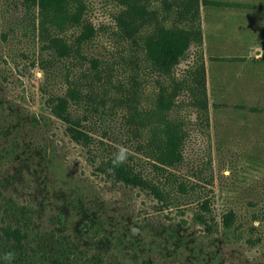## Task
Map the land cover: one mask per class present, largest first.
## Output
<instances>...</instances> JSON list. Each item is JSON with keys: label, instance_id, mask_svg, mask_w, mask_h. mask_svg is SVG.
<instances>
[{"label": "rangeland", "instance_id": "1", "mask_svg": "<svg viewBox=\"0 0 264 264\" xmlns=\"http://www.w3.org/2000/svg\"><path fill=\"white\" fill-rule=\"evenodd\" d=\"M167 1L165 8L163 0H148L156 15L137 19L138 32L126 40L115 20L119 2L86 0L84 24L60 35L65 53L41 36L38 9L27 0H0V264H115L114 257L119 264H143L118 250L128 248L125 239L142 237L132 219L153 215L162 226L168 214L199 234L202 226L192 220L204 201L220 226L233 212L235 225L258 227L255 246L214 235L205 249L218 255L216 264H264V38L250 30L224 38L220 31L231 18L260 25L264 0H201L194 24L182 15V2ZM87 24L94 34L81 40ZM200 24L201 41L194 32ZM156 30L175 35L173 49L180 53L170 76L152 68L144 49ZM201 67L206 98L197 83ZM73 89L78 95L72 98ZM57 97L69 100V114L88 133L89 145L73 140L52 116L48 104ZM42 112L39 127L35 118ZM10 122L13 127L4 128ZM166 122L181 155L172 168L148 158L163 144ZM114 156L165 195L171 192L173 204L164 208L149 190L117 183L106 167ZM180 183L187 192L177 189ZM93 219L103 220L102 230H86ZM110 228L117 233L109 236ZM158 257L154 252L148 260ZM182 258L167 263L204 262Z\"/></svg>", "mask_w": 264, "mask_h": 264}, {"label": "trees", "instance_id": "2", "mask_svg": "<svg viewBox=\"0 0 264 264\" xmlns=\"http://www.w3.org/2000/svg\"><path fill=\"white\" fill-rule=\"evenodd\" d=\"M86 0H27L29 3L28 6L31 8L38 9L39 18L41 21L40 24V32L41 36L44 37L48 43H50L51 47H56L58 51L61 49L66 50L67 41L60 37L62 33H64L65 29L77 28L82 26L84 13L86 11ZM116 1L118 5H121V10L115 16V20L117 22L118 28L121 31V34L125 37L126 40H129L133 37V35L138 32L139 28L136 27L137 19H144L146 15L154 14L156 15V11L149 10L147 7L148 0H112ZM179 3L182 2V15L185 16L188 21H191V24L195 23L196 19H200V7L201 0H178ZM164 7L167 8L168 4H170L167 0H163ZM196 25V24H195ZM194 28V27H193ZM196 29V28H195ZM199 40H202V29L201 24L198 29L194 31ZM186 31L182 33L181 36L186 35ZM94 34V27L90 24L84 26L82 30V34L80 36L81 40H88ZM165 33L160 30H156V39L147 37L144 39V49L149 55V51L151 54V58L153 61L152 68L157 71L160 75L170 76V69L173 65L178 64V54L180 53L177 48L173 49V37L175 35L167 36ZM50 35V36H49ZM155 39V40H154ZM143 40V39H142ZM155 42H152V41ZM186 40V38H184ZM188 40V38H187ZM152 42V45L150 43ZM152 49L155 50L152 52ZM173 49V50H172ZM183 49V48H182ZM175 51V54L173 53ZM183 51V50H181ZM65 52V51H64ZM66 53V52H65ZM198 75V76H197ZM196 76L198 77V82L202 87V94L206 98L205 94V68L201 67L197 72ZM178 87V86H177ZM71 97H77L78 92L75 89L71 92ZM76 95V96H75ZM50 112L55 119L62 121L66 125V131L72 136V139L77 143L83 144V146H87L90 143L91 138L88 136V133L80 130L79 120L72 119V115L69 114V100L63 97H57L52 99L49 102ZM169 105H174L172 100H169ZM201 106L206 109L207 102L203 100L201 102ZM131 113V112H130ZM147 118V115H146ZM36 126L40 127L39 121L45 120V114L42 112L40 116L36 115ZM147 119L141 120L144 123ZM149 120V118H148ZM5 121V120H4ZM12 123H6L4 128L11 129ZM166 122V127L162 130V138L160 139L163 142L162 145H159L157 148L159 151L157 154H153L154 156L148 153V158L154 161L157 165L162 167L172 168L175 167L177 163L181 161V155L177 151V142L174 138L172 128ZM157 134L155 133L153 137L150 139V135L148 136V147H151V140L155 142L157 140ZM160 142V143H161ZM119 156H114L109 159L106 167L111 169V173L113 179L117 183H121L125 186L131 188H139V189H147L153 194H155L158 199L161 200L163 207H170L173 203V196L170 193L161 191L155 185H152L150 182L145 180L141 175L133 173L130 171L128 164L121 163ZM54 158L51 159L48 163H53ZM102 171V170H101ZM108 174V172H105ZM181 192H187V188L184 184L180 183L177 186ZM93 203V202H91ZM93 205V204H91ZM162 208L161 210H163ZM168 215V214H167ZM162 216L165 223L162 226H159L157 221H162L158 219V217L145 216V217H135L132 219L130 224L140 230L142 233V237L140 239L127 238L124 240V243L128 248H119L118 250L125 255L126 258H130L131 261L139 262V258L144 260L143 264H168L167 260H173L176 258V255L182 254V260L186 261V259L190 256L198 257L201 259L202 257L204 262L202 264H216L218 260L217 254L210 253L207 249L213 245V241L215 240L214 235L217 233L220 235V242L229 243L231 238L244 239L243 241L250 246H255L260 238L257 237V228L256 226H251L246 228L244 223L242 225H235V214L233 212H228L222 216L221 226L216 223V219L210 210L209 204L207 201H204L201 204L200 212H196L193 217V225L202 226V229L199 230V234L196 233V230L190 228V224L186 219L179 220L178 222H174L169 216ZM102 219L99 221H95L89 224L87 229L88 232H95L97 229H103ZM129 221V220H126ZM170 222L168 225L167 223ZM110 221H106L105 224H109L110 227L113 226L114 221L110 224ZM241 224V223H239ZM123 225L118 226L120 229ZM100 232V231H99ZM111 233H117L110 228ZM108 235V234H107ZM192 235V236H191ZM195 235V236H194ZM207 243L205 246L198 244L200 242ZM198 241V242H197ZM147 247V252L145 248ZM111 255H115L114 250L111 251ZM154 252H159V257L154 259V262H150L148 257L150 254ZM170 257V258H169ZM111 263L119 264L118 260L114 257V262L111 257H107ZM163 260L166 262L163 263ZM56 264H60L58 260L55 261ZM99 263V262H96ZM172 264V262H171ZM173 264H175L173 262ZM201 264V263H200Z\"/></svg>", "mask_w": 264, "mask_h": 264}, {"label": "crops", "instance_id": "3", "mask_svg": "<svg viewBox=\"0 0 264 264\" xmlns=\"http://www.w3.org/2000/svg\"><path fill=\"white\" fill-rule=\"evenodd\" d=\"M243 17H245V16H243ZM222 24H225L224 28H222L220 26V28H221L220 31H223L225 33L224 38H226L227 33L228 34H230V33H232V34L237 33L238 34V32L246 33L248 30L256 31V33L258 35H261L262 38H264V18H263L260 25H257L255 21L250 20L247 17H245V18L240 17L237 20L235 18H231L230 21H226L225 23L223 22ZM250 25L251 26L256 25V26L249 28L248 26H250ZM246 47L251 48L250 45H247ZM257 59H260V58H257Z\"/></svg>", "mask_w": 264, "mask_h": 264}]
</instances>
